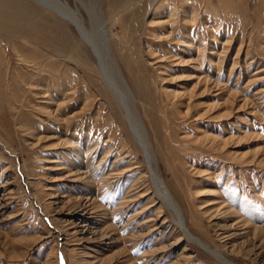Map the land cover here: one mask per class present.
Listing matches in <instances>:
<instances>
[{
	"label": "rangeland",
	"instance_id": "374dc122",
	"mask_svg": "<svg viewBox=\"0 0 264 264\" xmlns=\"http://www.w3.org/2000/svg\"><path fill=\"white\" fill-rule=\"evenodd\" d=\"M66 2L105 25L190 234L264 264V0ZM97 62L40 0H0V264H222L148 191Z\"/></svg>",
	"mask_w": 264,
	"mask_h": 264
},
{
	"label": "bare ground",
	"instance_id": "6f19581e",
	"mask_svg": "<svg viewBox=\"0 0 264 264\" xmlns=\"http://www.w3.org/2000/svg\"><path fill=\"white\" fill-rule=\"evenodd\" d=\"M46 6L51 8L55 14H57L60 18H62L65 22L71 24L76 31L78 32L81 40L89 46L94 56L97 58V70L109 91L115 97L116 102L120 106L121 110L124 113V116L129 124V127L132 131V134L138 143V145L142 148L145 160L147 173L149 176V190L154 192V195L158 196L161 199L163 207H165L173 216L175 222L177 223L178 228L184 238L188 241L197 244L203 249L207 250L213 257L219 260L222 264H232L229 262L222 254L213 251L210 247L205 245L202 241L194 237L188 229L186 228L184 218L179 210L177 203L174 201L173 197L169 194L166 185L163 183L160 174L155 168L153 162V153L151 151L150 144L147 139L146 132L144 127L141 124V120L138 117V114L135 111L133 102L131 101V96L129 95V90L125 85L123 78H121L119 70L116 67L115 62L111 58L109 53V49L107 47V32L105 25L101 24L99 27V35L100 38H96V35L93 36L87 29L84 24L83 18L78 13V11L70 8L69 4L66 0H40ZM77 1V0H76ZM80 1V0H79ZM82 1V0H81ZM84 2V1H83ZM84 4V3H83ZM78 10V9H77ZM193 23L196 22L195 16ZM162 62V61H161ZM152 65V63H149ZM130 172V171H128ZM200 194V193H198ZM147 196V195H143ZM212 196L209 194L201 193L200 197ZM210 206H212L210 204ZM150 208H147L145 211H148ZM161 215H159L160 217ZM158 217V218H159ZM161 218V217H160Z\"/></svg>",
	"mask_w": 264,
	"mask_h": 264
}]
</instances>
